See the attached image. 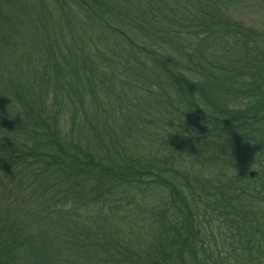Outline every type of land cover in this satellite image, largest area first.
I'll list each match as a JSON object with an SVG mask.
<instances>
[{"label": "trees", "instance_id": "1", "mask_svg": "<svg viewBox=\"0 0 264 264\" xmlns=\"http://www.w3.org/2000/svg\"><path fill=\"white\" fill-rule=\"evenodd\" d=\"M250 9L0 0V264H260Z\"/></svg>", "mask_w": 264, "mask_h": 264}, {"label": "rangeland", "instance_id": "2", "mask_svg": "<svg viewBox=\"0 0 264 264\" xmlns=\"http://www.w3.org/2000/svg\"><path fill=\"white\" fill-rule=\"evenodd\" d=\"M261 10L262 11L250 9L248 11H244L243 19L248 26L264 31V9Z\"/></svg>", "mask_w": 264, "mask_h": 264}, {"label": "flooded vegetation", "instance_id": "3", "mask_svg": "<svg viewBox=\"0 0 264 264\" xmlns=\"http://www.w3.org/2000/svg\"><path fill=\"white\" fill-rule=\"evenodd\" d=\"M263 250H264V246H263ZM261 259V261H260V264H264V251L262 252V254H261V257H260Z\"/></svg>", "mask_w": 264, "mask_h": 264}]
</instances>
